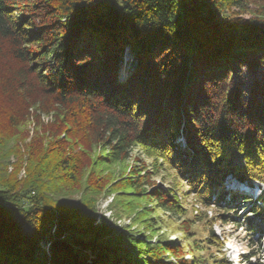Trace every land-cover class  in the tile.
Returning a JSON list of instances; mask_svg holds the SVG:
<instances>
[{
  "label": "trees",
  "instance_id": "1",
  "mask_svg": "<svg viewBox=\"0 0 264 264\" xmlns=\"http://www.w3.org/2000/svg\"><path fill=\"white\" fill-rule=\"evenodd\" d=\"M245 1L0 0V264H230L210 227L200 238L205 209L264 238L263 195L224 186L264 183V0L215 20ZM239 67L259 76L243 86ZM42 115L52 138L25 142ZM126 163L118 180L100 169ZM105 194L147 196L183 243L142 208L134 222L156 242L120 232L98 218Z\"/></svg>",
  "mask_w": 264,
  "mask_h": 264
},
{
  "label": "rangeland",
  "instance_id": "2",
  "mask_svg": "<svg viewBox=\"0 0 264 264\" xmlns=\"http://www.w3.org/2000/svg\"><path fill=\"white\" fill-rule=\"evenodd\" d=\"M262 2V0H247L244 3V6L242 8H236L233 10V12H228L222 16L215 17V20H219L220 22H231L233 24L235 19H251L255 17L256 11H260L258 9L259 4ZM264 2V1H263ZM134 65V57L133 54L129 51V49H126L123 57H122V62L120 64L119 70H118V75L119 77L123 78L127 75L128 71L132 68ZM258 73L255 72H250L248 69L245 67H239L237 68L236 72L233 73V77L235 81L240 83L243 86H247L254 78L258 77ZM51 122L50 117H46L45 115H42V118L40 119V124H34L33 122L31 123H26L24 129L25 132V137L26 141L29 142L30 140H34V133L35 131L38 130V133H41L44 139H47L50 141V136L47 137V134L50 132L48 125ZM43 123V124H41ZM14 132V131H13ZM52 133V132H51ZM59 138L64 137L63 132L58 135ZM10 137V136H9ZM15 137V136H14ZM13 137V138H14ZM37 139V138H36ZM178 142L180 146H183V138L179 137ZM14 143V140H10L6 144L12 145ZM99 154L98 152L95 153ZM133 154H136V150L133 151ZM141 159L145 160L142 156ZM12 160V159H11ZM146 161V160H145ZM147 164H149V160L146 161ZM100 169L103 171H108L111 174L112 178H115L118 180L120 177H122L124 174L127 173V163L124 165H115L113 167H106V166H101ZM9 171L11 168L8 169ZM23 176V169L20 170V173L18 175L19 178ZM105 176V175H103ZM155 183L159 184V177L154 178ZM225 190L228 191V194H231L233 191L234 193H238L241 191H244L245 185L239 183L236 179L233 177H227L224 182ZM244 188V189H242ZM253 196L256 195L257 190L254 189L252 190ZM77 194L76 196H73L74 199H77ZM122 197V198H121ZM137 197V196H136ZM230 195L227 197L230 199ZM252 197V198H253ZM120 201V203H119ZM122 201V202H121ZM185 204L187 206V214H194L196 209V205H194V200L191 197H187L185 200ZM126 203H129L131 205V210L132 211H125L121 206L127 205ZM128 205V206H129ZM97 212H98V218L102 219L105 218L106 221H108L110 224H114L118 226V229L120 232H126L127 235L132 236L136 238L137 240H144V237L148 238L151 243L156 242V235L151 236L149 232H145L143 230L144 225L141 224H136L134 222L135 216H138V212L140 213V208L145 210V213H142V215H145L147 219L149 218H155L157 225L155 227H158V230H163V235L164 238H166L168 241L171 242H176L178 244L183 243L184 238L181 232L178 229L179 224L168 218L163 212L158 211L155 207L154 204L148 199L147 196H143L140 199L135 200V196L130 195V194H108L105 196L99 195L98 200H97ZM130 207V206H129ZM204 215L203 217L205 218L204 220H201L200 228L202 232H200V238L205 239L207 230L209 227L212 229L214 232L215 236L219 238L220 241H223L224 245L222 248V255L227 260L230 264H264V238L259 239L258 234H252V230H246L248 227L244 226L242 230L238 227H236L233 224L224 222V221H216L212 220L214 216V210L212 209H205L204 210ZM247 210L243 209V212L241 210L240 217L244 216V212ZM239 222V221H238ZM154 227V229H156ZM264 227V226H263ZM153 229V228H152ZM249 234L248 236H246ZM248 238L252 239V244L248 242ZM252 245V246H251ZM41 249L45 252L46 256L49 255V239H45L44 241L41 242L40 244ZM136 246H134L135 248ZM216 249L215 247H212L211 250H209V253L211 254H216L218 257H221L217 253H215ZM256 257H254V256ZM187 257H184L186 259Z\"/></svg>",
  "mask_w": 264,
  "mask_h": 264
}]
</instances>
